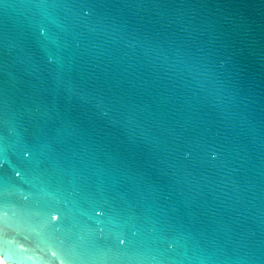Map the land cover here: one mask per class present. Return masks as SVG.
Segmentation results:
<instances>
[{
    "label": "water",
    "instance_id": "obj_1",
    "mask_svg": "<svg viewBox=\"0 0 264 264\" xmlns=\"http://www.w3.org/2000/svg\"><path fill=\"white\" fill-rule=\"evenodd\" d=\"M6 264H264V0H0Z\"/></svg>",
    "mask_w": 264,
    "mask_h": 264
},
{
    "label": "bare ground",
    "instance_id": "obj_2",
    "mask_svg": "<svg viewBox=\"0 0 264 264\" xmlns=\"http://www.w3.org/2000/svg\"><path fill=\"white\" fill-rule=\"evenodd\" d=\"M0 264H6L1 257H0Z\"/></svg>",
    "mask_w": 264,
    "mask_h": 264
}]
</instances>
